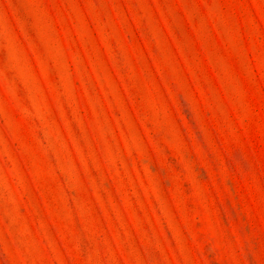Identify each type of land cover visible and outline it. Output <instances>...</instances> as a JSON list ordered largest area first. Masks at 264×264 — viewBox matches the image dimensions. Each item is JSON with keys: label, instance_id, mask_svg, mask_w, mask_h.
Returning a JSON list of instances; mask_svg holds the SVG:
<instances>
[{"label": "rangeland", "instance_id": "rangeland-1", "mask_svg": "<svg viewBox=\"0 0 264 264\" xmlns=\"http://www.w3.org/2000/svg\"><path fill=\"white\" fill-rule=\"evenodd\" d=\"M0 264H264V0H0Z\"/></svg>", "mask_w": 264, "mask_h": 264}]
</instances>
